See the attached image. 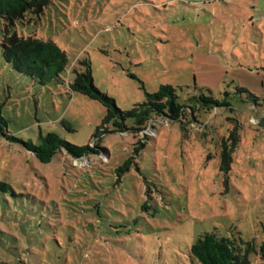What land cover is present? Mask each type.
Returning a JSON list of instances; mask_svg holds the SVG:
<instances>
[{
    "label": "rangeland",
    "instance_id": "rangeland-1",
    "mask_svg": "<svg viewBox=\"0 0 264 264\" xmlns=\"http://www.w3.org/2000/svg\"><path fill=\"white\" fill-rule=\"evenodd\" d=\"M15 30L68 62L41 84L0 50L7 130L94 150L43 163L0 135V180L15 192L0 190V264H198L188 250L201 232L264 238V0H51ZM83 59L121 110L160 85L184 105L201 93L227 105L117 131L69 88ZM249 264L264 261L252 252Z\"/></svg>",
    "mask_w": 264,
    "mask_h": 264
},
{
    "label": "trees",
    "instance_id": "trees-1",
    "mask_svg": "<svg viewBox=\"0 0 264 264\" xmlns=\"http://www.w3.org/2000/svg\"><path fill=\"white\" fill-rule=\"evenodd\" d=\"M51 0H0V50L5 60L12 63L13 68L44 84L48 81L59 80L65 71L68 58L55 42L37 37H23L17 34L15 28L18 23L29 22L40 18L44 8ZM79 68L74 69V78L69 83L72 91L79 92L98 100L105 106L107 113L105 121L112 120L117 131H128L144 128L156 118L178 120L183 122L189 116L195 118L194 111L199 108H209L216 105H227L212 96L201 93L192 96L196 102L184 105L178 101L175 89L170 85H160L155 92L146 93L144 102L128 110L119 109L114 100L100 91L93 83L90 62L87 59L79 61ZM127 118H133V124H126ZM0 135L11 142H19L32 152L36 158L47 163L59 151L64 150L75 158H80L88 151H93L89 145L78 146L60 138L54 132L40 134L39 143L21 140L6 128V119L0 109ZM135 147L134 151L143 145ZM97 147V145H94ZM126 166V164H125ZM123 168H126V167ZM15 192L10 185L0 180V190ZM264 235V224L262 225ZM255 253L264 261V238L256 242L253 238L243 241L234 236H223L213 229L198 234L189 247L190 257L198 264H249V254Z\"/></svg>",
    "mask_w": 264,
    "mask_h": 264
}]
</instances>
